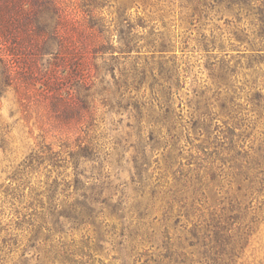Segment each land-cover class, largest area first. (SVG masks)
Masks as SVG:
<instances>
[{
	"label": "rangeland",
	"instance_id": "rangeland-1",
	"mask_svg": "<svg viewBox=\"0 0 264 264\" xmlns=\"http://www.w3.org/2000/svg\"><path fill=\"white\" fill-rule=\"evenodd\" d=\"M98 2L59 0L60 59L39 51L23 2L0 0L14 53L0 64V264H149L169 243L194 250L181 237L196 222L226 231L210 264H264V47L250 20L210 0ZM91 12L112 28L141 18L140 48L95 59ZM89 143L94 156L74 159ZM79 208L91 218H71Z\"/></svg>",
	"mask_w": 264,
	"mask_h": 264
},
{
	"label": "trees",
	"instance_id": "trees-1",
	"mask_svg": "<svg viewBox=\"0 0 264 264\" xmlns=\"http://www.w3.org/2000/svg\"><path fill=\"white\" fill-rule=\"evenodd\" d=\"M9 1V0H8ZM26 5L29 12L27 17V27L30 28L32 34L42 40V45L39 49L44 55H58L61 57L66 50V44L64 37L61 33L63 21L67 16L66 10L59 3V0H19ZM96 1V0H95ZM104 0L96 3L97 7L101 8ZM198 3V5L205 6L207 0H188ZM215 4L219 10L232 12L233 15H243L250 20L252 26L255 28L256 38L260 40V45L264 47V0H210ZM93 12V11H92ZM91 12L86 26L89 30V35L93 38H98V41L92 48V53L95 59L106 61V54L115 53V49H119V53H130L135 49L140 48L138 43L140 38L137 37L135 32L137 28L143 27L145 22L141 18H138L135 22L131 23L127 18L123 19L124 15L119 13L118 19L114 23L109 24L104 17L100 15H94ZM49 18L46 20V18ZM49 21V23H48ZM115 32L119 39V47H114L111 41L112 33ZM14 57V53L11 52L8 47L0 46V64L11 68V58ZM114 57V56H111ZM13 64V63H12ZM10 71V70H9ZM8 84V83H7ZM201 128V127H200ZM95 147L93 144H86L82 147L79 146L78 151L74 154V159H88L93 157ZM82 175L76 173L79 189L82 190L84 186L78 179ZM93 211L87 212L84 208L75 210L73 218L78 222H84V220L91 218ZM102 210L99 213L102 214ZM61 218L68 219L70 216L58 215ZM55 217L51 214V218ZM60 217L58 219H60ZM220 223V222H219ZM189 227L185 224L183 229L184 242L187 238L192 241L188 245L187 249H194L192 251L185 250L186 247L179 248V252L175 250L170 244L169 248H166V252L162 251L156 254V259H150L149 264H210L215 262V259H220L223 253L218 250L216 240L213 238L218 233H226L222 223L219 225L209 226L207 223H189ZM190 243V242H189Z\"/></svg>",
	"mask_w": 264,
	"mask_h": 264
}]
</instances>
